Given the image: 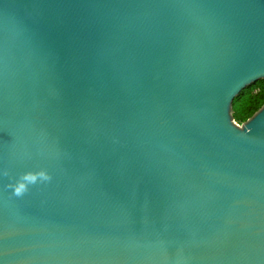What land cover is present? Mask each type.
<instances>
[{"label":"water","instance_id":"1","mask_svg":"<svg viewBox=\"0 0 264 264\" xmlns=\"http://www.w3.org/2000/svg\"><path fill=\"white\" fill-rule=\"evenodd\" d=\"M261 79L264 0H0V264H264Z\"/></svg>","mask_w":264,"mask_h":264},{"label":"trees","instance_id":"2","mask_svg":"<svg viewBox=\"0 0 264 264\" xmlns=\"http://www.w3.org/2000/svg\"><path fill=\"white\" fill-rule=\"evenodd\" d=\"M234 116L242 124L264 105V79L245 88L234 99Z\"/></svg>","mask_w":264,"mask_h":264},{"label":"clouds","instance_id":"3","mask_svg":"<svg viewBox=\"0 0 264 264\" xmlns=\"http://www.w3.org/2000/svg\"><path fill=\"white\" fill-rule=\"evenodd\" d=\"M17 191L19 192L20 190H19V189H17Z\"/></svg>","mask_w":264,"mask_h":264}]
</instances>
